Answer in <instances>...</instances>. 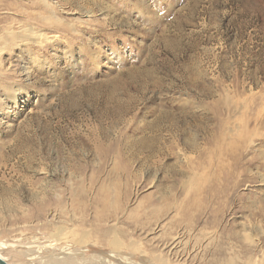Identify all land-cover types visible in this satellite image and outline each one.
<instances>
[{"label":"rangeland","instance_id":"obj_1","mask_svg":"<svg viewBox=\"0 0 264 264\" xmlns=\"http://www.w3.org/2000/svg\"><path fill=\"white\" fill-rule=\"evenodd\" d=\"M0 35L8 264H264V0H0Z\"/></svg>","mask_w":264,"mask_h":264},{"label":"bare ground","instance_id":"obj_2","mask_svg":"<svg viewBox=\"0 0 264 264\" xmlns=\"http://www.w3.org/2000/svg\"><path fill=\"white\" fill-rule=\"evenodd\" d=\"M46 1V0H45ZM48 2V1H47ZM48 6H49V4H48ZM34 19H37L36 18V16L34 17ZM20 25V24H19ZM29 25V24H28ZM61 25V24H60ZM32 26V25H31ZM56 26V25H55ZM26 27V26H25ZM49 27V26H48ZM32 28V27H31ZM25 29V28H24ZM34 29V28H33ZM22 30V29H21ZM26 30V29H25ZM53 30V29H52ZM7 32V31H6ZM9 32V31H8ZM19 32H21V31H19ZM18 32V33H19ZM23 32V31H22ZM33 31H31L30 32V30H27V31H24V36L27 38L26 40L27 41H32V42H35V43H40V41H39V37L40 36H34V34H36V33H32ZM4 33V32H3ZM12 33V32H11ZM23 34V33H22ZM38 34H40V33H38ZM4 35V34H3ZM17 35V34H16ZM5 36V35H4ZM21 37V36H20ZM0 38H1V35H0ZM49 39V38H48ZM0 40H2V39H0ZM3 41V40H2ZM6 47V46H5ZM1 52V51H0ZM155 129V128H154ZM155 131V130H154ZM160 131V130H159ZM157 134V133H156ZM154 135V134H153ZM187 145H189V147H190V149L192 150V148L194 147V145L192 144V143H190V144H187ZM187 147V146H186ZM12 193V192H11ZM8 193H6V195H7ZM44 194V193H43ZM13 195H14V191H13ZM13 195H12V197H13ZM45 195V194H44ZM2 196H5L4 194H2ZM14 196H17V195H14ZM30 198L32 199V201H37L38 199H39V197L37 196V193H32L31 194V196H30ZM6 209L8 210V211H10L11 210V207H10V205L9 204H7L6 206ZM214 232V231H213ZM215 233V232H214ZM219 236V235H218ZM228 237V236H227ZM231 237V236H230ZM200 240H202L204 243V246H212V243H213V241H214V234H212V233H203V234H201L199 237H198ZM190 239H191V237H190ZM176 240V239H175ZM174 240V241H175ZM187 240V239H186ZM173 241V240H172ZM170 242V243H172V244H168V245H170V247H174V245H175V242ZM178 241V240H177ZM196 241V240H195ZM194 241V242H195ZM181 242H183V241H181ZM110 243V245L112 246V247H114V249H118V246L116 245V242L113 240V241H110L109 242ZM184 244H185V242H183ZM187 243V242H186ZM177 244V243H176ZM183 244V245H184ZM195 244V243H194ZM172 245V246H171ZM190 245V244H189ZM181 246H182V244H181ZM191 246V245H190ZM187 247V246H186ZM196 247V246H195ZM177 248V247H176ZM182 248V247H181ZM184 248V247H183ZM190 248V247H189ZM192 248H194V247H192ZM214 248V247H213ZM216 248H219V247H216ZM222 248V247H221ZM175 249V248H174ZM177 250V249H176ZM184 250V249H183ZM195 250V249H194ZM215 253H217V254H219V255H222L223 253H225L226 254V252H223L222 250H215L214 251ZM223 252V253H222ZM176 253V252H175ZM185 253V252H184ZM177 254V253H176ZM190 255V254H189ZM186 256V255H185ZM182 257V256H181ZM219 257V256H218ZM0 259L1 260H3L4 262H6V260H5V258L2 256V255H0ZM217 258H215V264H239L238 262H236L233 258H224V259H222L221 261H217V260H219V259H217ZM164 261L165 262H168V261H166L165 259H164ZM164 262V263H165ZM190 262V261H189ZM6 264H8L7 262H6ZM56 264H80L76 259H72V260H68V258H65V257H63V256H61L60 257V259H58V260H56ZM155 264V263H154Z\"/></svg>","mask_w":264,"mask_h":264},{"label":"water","instance_id":"obj_3","mask_svg":"<svg viewBox=\"0 0 264 264\" xmlns=\"http://www.w3.org/2000/svg\"><path fill=\"white\" fill-rule=\"evenodd\" d=\"M0 264H6V262L0 259Z\"/></svg>","mask_w":264,"mask_h":264}]
</instances>
